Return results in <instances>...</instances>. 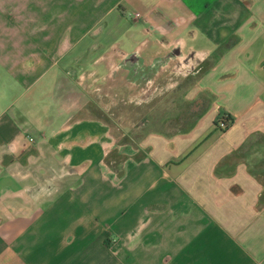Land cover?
<instances>
[{"label":"crops","instance_id":"crops-1","mask_svg":"<svg viewBox=\"0 0 264 264\" xmlns=\"http://www.w3.org/2000/svg\"><path fill=\"white\" fill-rule=\"evenodd\" d=\"M5 77L0 264H264V0H0Z\"/></svg>","mask_w":264,"mask_h":264},{"label":"flooded vegetation","instance_id":"flooded-vegetation-1","mask_svg":"<svg viewBox=\"0 0 264 264\" xmlns=\"http://www.w3.org/2000/svg\"><path fill=\"white\" fill-rule=\"evenodd\" d=\"M178 55L176 51H170L166 55L167 64L169 67H171L173 73H180L182 72V75H187L190 73H196L198 70L195 67H192V70L186 69L183 70V68L186 65H191L192 62H188L187 58H191V56L185 57L184 61L177 62ZM135 57L132 55L125 56L123 60H120L118 64H113L111 66V76L116 77L117 75H122L125 68H128V73L126 74V78H131L130 80L137 83L136 92L133 94L128 95V100H132L131 103H134L135 105H142L147 99H151L152 101H156L161 94L162 87H158L155 85V83L150 82L151 74L152 72H148L149 69L154 68L156 63H149L148 65H142L141 63H138L136 61ZM191 63V64H190ZM183 67V68H181ZM181 68V69H180ZM194 69V70H193ZM199 69V68H198ZM187 77H185L184 80H186ZM180 79V81H179ZM183 79L181 76H178L176 78H172L171 83L176 85L183 84ZM132 95V96H131ZM133 98V99H132ZM135 99V100H134Z\"/></svg>","mask_w":264,"mask_h":264},{"label":"rangeland","instance_id":"rangeland-1","mask_svg":"<svg viewBox=\"0 0 264 264\" xmlns=\"http://www.w3.org/2000/svg\"><path fill=\"white\" fill-rule=\"evenodd\" d=\"M7 81V82H10V79L9 78H7V77H5L4 79H0V82H2V81ZM11 82H13L12 80H11ZM14 86V85H13ZM14 88H15V86H14ZM14 88H12V89H14ZM10 93H13L12 95H10V99H8V102H9V100H10V102H13V104H15L16 103V99H15V91L14 90H12V91H9ZM167 97H169L168 98V100L164 103V105H168L167 106V110L169 111L168 113L170 114L171 112H172V105H182V104H180L179 103V97L177 98V99H174L175 97H174V95H172V94H169V95H167ZM212 100V97L210 96V95H208V94H205V95H203L202 96V98L201 99H199L198 101H197V104L198 105H206V104H211V101ZM21 101L22 100H19L18 102H17V105H20V103H21ZM27 101H29V100H27ZM33 104H35V103H32V104H30V105H33ZM37 105V104H36ZM170 107V108H169ZM164 117V115L162 114H160L159 112H157V114L155 115V116H153V117H155V119H158V117ZM166 117H167V115H166ZM171 120V123H172V121H173V119H170ZM169 120V121H170ZM154 125L155 126H153V127H157L156 125L157 124H155L154 123ZM226 127H228V126H226ZM220 128H222V127H220ZM264 151V146H258V148H255L254 150H252V151H250L249 153H247V157H248V160L249 161H256V160H261L262 159V154H261V152H263ZM260 154L261 156L259 157H254V159H253V156L255 155V154ZM264 155V154H263Z\"/></svg>","mask_w":264,"mask_h":264},{"label":"trees","instance_id":"trees-1","mask_svg":"<svg viewBox=\"0 0 264 264\" xmlns=\"http://www.w3.org/2000/svg\"><path fill=\"white\" fill-rule=\"evenodd\" d=\"M218 122H223L225 124V126L229 125V124H232L233 120H232V117H230V115H221L216 121H215V124H217Z\"/></svg>","mask_w":264,"mask_h":264},{"label":"built area","instance_id":"built-area-1","mask_svg":"<svg viewBox=\"0 0 264 264\" xmlns=\"http://www.w3.org/2000/svg\"><path fill=\"white\" fill-rule=\"evenodd\" d=\"M134 16H135V17H138V16H139V14H138V13H136V14H134ZM219 126H220V127H222V128H225L227 125L225 126V124H224L223 122H220ZM29 140L31 141V140H32V138H29Z\"/></svg>","mask_w":264,"mask_h":264}]
</instances>
